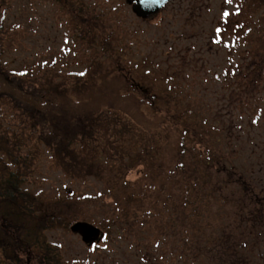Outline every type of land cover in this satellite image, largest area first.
Returning <instances> with one entry per match:
<instances>
[{
    "label": "rangeland",
    "instance_id": "rangeland-1",
    "mask_svg": "<svg viewBox=\"0 0 264 264\" xmlns=\"http://www.w3.org/2000/svg\"><path fill=\"white\" fill-rule=\"evenodd\" d=\"M263 14L260 0H170L149 19L137 18L125 0H0V37L3 22L16 34L3 55L9 69L38 78L46 71L52 82L90 71L104 96L124 100L131 89L132 100L158 94L169 101L159 112L146 102L141 113L132 105L142 122L132 154L141 144L158 145L154 162L145 170L135 165L122 185L66 177L43 150L32 189L59 199L62 226L47 232L61 252L59 264H237L222 251H205L220 235L221 246L245 241L248 254L257 255L251 264H264ZM108 68L107 80L100 79ZM188 148L203 157L207 150L205 161L221 153L232 175L221 173V163L204 166L210 195L186 205L183 221ZM127 193L133 199L125 203ZM158 217L169 221L165 235L157 232ZM76 222L98 228L99 238L84 242L70 229ZM256 243L260 255L251 251Z\"/></svg>",
    "mask_w": 264,
    "mask_h": 264
},
{
    "label": "trees",
    "instance_id": "trees-1",
    "mask_svg": "<svg viewBox=\"0 0 264 264\" xmlns=\"http://www.w3.org/2000/svg\"><path fill=\"white\" fill-rule=\"evenodd\" d=\"M56 1L61 3L64 0ZM260 5L264 6V0H260ZM79 11L83 13V10ZM2 27L5 36L0 37V264H59V247L47 237L48 231L62 226V217L55 211L59 199L32 189L43 150L49 152L53 166L66 177L83 182L94 177L107 184L122 185L128 171L135 165L141 164L145 170L154 162L158 144L148 147L139 144L142 150L132 154L131 148L138 142L132 135L136 133L135 128L137 130L142 125L131 114L132 105L135 104L141 113V106L146 101L143 98L132 100L131 89L122 93L123 100L104 96L106 90L96 91L98 84L91 81L94 72L74 73L68 80L52 82L46 71L43 78H38L32 71L9 69L3 55L9 51L11 39H15L16 34L6 22ZM100 72V79L106 81L111 69H101ZM168 103L164 96L158 94H153L146 102L153 112L168 107ZM148 148L152 149L149 151ZM187 150L192 165L181 164L183 175L186 170L191 172L187 179L182 180L184 194L179 205L183 221L188 217L186 205H198L202 193L210 195L206 186L209 180L203 167L213 165L218 168L221 163V153L210 151L212 158L205 161L209 157L206 149L205 157L200 154L201 150ZM219 170L227 177L232 175V170L228 172L222 163ZM220 183L222 181L217 180L218 187ZM237 183L241 185L240 178ZM241 189L246 193V189ZM142 194L140 192L137 198L139 202L143 200ZM220 198L225 201V198ZM131 199V193L125 194V203ZM192 209L196 210V206ZM175 212L172 210V214ZM158 218L157 232L160 234L169 221ZM251 220L256 224L257 217ZM160 235H165V232ZM223 238L220 235L208 242L205 251H209L211 256L222 251L237 264L254 262L257 255L248 254L245 241L240 240L232 247L231 244L221 246ZM212 248L216 249L212 251ZM251 251L261 254L257 243ZM234 257H242V260Z\"/></svg>",
    "mask_w": 264,
    "mask_h": 264
},
{
    "label": "water",
    "instance_id": "water-1",
    "mask_svg": "<svg viewBox=\"0 0 264 264\" xmlns=\"http://www.w3.org/2000/svg\"><path fill=\"white\" fill-rule=\"evenodd\" d=\"M132 13L139 19H149L156 15L170 0H125ZM73 232L79 231L82 240L92 244L100 236V230L90 224L76 222L71 225Z\"/></svg>",
    "mask_w": 264,
    "mask_h": 264
},
{
    "label": "snow or ice",
    "instance_id": "snow-or-ice-1",
    "mask_svg": "<svg viewBox=\"0 0 264 264\" xmlns=\"http://www.w3.org/2000/svg\"><path fill=\"white\" fill-rule=\"evenodd\" d=\"M226 2L231 3V0H226ZM223 15L226 17V16L230 15V13L224 12ZM81 75H83V73H81Z\"/></svg>",
    "mask_w": 264,
    "mask_h": 264
}]
</instances>
